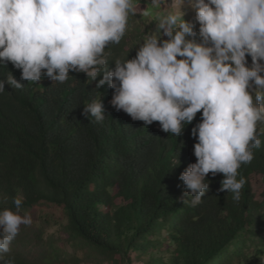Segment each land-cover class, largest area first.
Instances as JSON below:
<instances>
[{
  "label": "trees",
  "instance_id": "1",
  "mask_svg": "<svg viewBox=\"0 0 264 264\" xmlns=\"http://www.w3.org/2000/svg\"><path fill=\"white\" fill-rule=\"evenodd\" d=\"M134 6L149 9L144 0ZM144 11L130 14L120 43L106 47L108 70L136 56L141 44L134 40L150 27ZM11 74L25 86L5 83L0 92V210L16 211L17 197L19 212L60 208L70 239L111 264H264V189L255 187L264 184V123L257 124L261 147L238 169L237 179H245L240 200L220 191L223 174L209 173V191L192 206L181 199L179 176L196 162L191 130L202 112L176 136L159 122L145 127L117 111L114 90L96 87L102 75L91 81L70 71L64 83L47 76L29 82L11 62L0 65V80ZM100 99L105 119L86 118L84 106ZM10 258L68 264L57 254L38 261L6 256L0 264Z\"/></svg>",
  "mask_w": 264,
  "mask_h": 264
},
{
  "label": "clouds",
  "instance_id": "2",
  "mask_svg": "<svg viewBox=\"0 0 264 264\" xmlns=\"http://www.w3.org/2000/svg\"><path fill=\"white\" fill-rule=\"evenodd\" d=\"M180 2L183 6L185 0ZM187 4L196 13L198 33L182 11V16L170 13L155 33L145 34L134 58L114 61L110 71L105 49L124 37L129 16L136 12L134 0H0V65L11 62L21 70V80L29 82L47 76L64 83L70 71L85 73L91 81L102 75L96 87L107 84L114 90L110 104L117 111L145 127L159 122L162 131L176 136L202 112L191 130L198 141L196 162L179 176L186 189L181 199L198 205L209 191L208 174L221 173L220 191L233 193L238 202L245 185L243 177L237 179L238 169L251 163L253 149L261 147L257 124L264 123V0ZM160 29L168 39H161ZM5 83L15 89L25 86L11 74L0 80V92ZM82 114L103 121L101 99L86 104ZM22 203L17 197L16 211L0 210V260L11 251L21 225L32 223L30 214H19Z\"/></svg>",
  "mask_w": 264,
  "mask_h": 264
},
{
  "label": "rangeland",
  "instance_id": "3",
  "mask_svg": "<svg viewBox=\"0 0 264 264\" xmlns=\"http://www.w3.org/2000/svg\"><path fill=\"white\" fill-rule=\"evenodd\" d=\"M149 9L137 7L136 12L144 11L145 19L148 20L149 31L146 34L155 33L162 17L174 13L182 16L185 21L192 22L194 31L198 33L199 23L196 21L195 11L185 0L182 6L180 0H161L159 5L152 3V0H144ZM147 7V6H146ZM182 7V8H181ZM182 11V12H181ZM147 28V27H146ZM161 39H168L163 35V30H159ZM145 36H141L136 43L143 44ZM199 42V36L196 37ZM140 45V46H141ZM181 59V57H179ZM247 66H251V57L247 56ZM264 63V62H262ZM260 181V180H259ZM256 190L259 192L264 189V184L255 181ZM28 213L31 215L32 223L29 226L21 225L18 236L11 244V251L4 254L6 256L26 257L30 260H41L48 256H61L68 264H111L103 256L91 248L83 247L78 242L70 239L67 231L68 218L60 208L41 207L28 212H19L20 215ZM135 257V255H134ZM134 264H142L134 258Z\"/></svg>",
  "mask_w": 264,
  "mask_h": 264
}]
</instances>
